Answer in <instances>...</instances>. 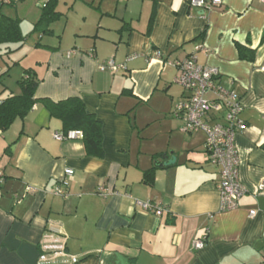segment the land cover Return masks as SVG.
<instances>
[{
    "label": "crops",
    "instance_id": "0c3cea01",
    "mask_svg": "<svg viewBox=\"0 0 264 264\" xmlns=\"http://www.w3.org/2000/svg\"><path fill=\"white\" fill-rule=\"evenodd\" d=\"M188 1L88 3L79 20L69 17L73 2L64 15L56 10L65 19L47 35L56 44L41 35L29 60L9 56L26 40L0 55V99L20 94L19 71L14 83L4 82L10 70L34 71L41 81L34 98L80 99L101 125L102 151L88 156L81 140H55L65 132L41 102L0 131V264H37L49 231L66 237L77 264H264V3L223 0L199 10ZM197 46L196 63L216 69L222 86L233 82L243 107L235 147L246 192L228 212L220 210L219 168L209 162L205 134L186 133L174 115L185 93L168 63ZM109 61L124 69L101 70ZM155 124L163 141L143 153L142 137ZM171 155L175 163L156 168L152 186L142 182L143 172ZM62 179L65 198L52 194ZM194 240L203 249L194 250Z\"/></svg>",
    "mask_w": 264,
    "mask_h": 264
},
{
    "label": "built area",
    "instance_id": "2783aa9c",
    "mask_svg": "<svg viewBox=\"0 0 264 264\" xmlns=\"http://www.w3.org/2000/svg\"><path fill=\"white\" fill-rule=\"evenodd\" d=\"M2 1L7 3V0ZM46 1L41 0L39 6L43 7ZM188 2L190 7L204 10L221 6L223 0H189ZM262 2L264 3V0ZM200 48V46L195 47L194 53L182 61L168 63L179 72L175 83L185 93L183 99L175 105L174 115L181 120L186 133L203 132L205 134L204 148L209 162L219 168L216 190L220 196V210L228 212L237 207L239 199L246 192L238 181L239 161L235 147L236 135L245 130V124L240 119L243 107L233 82L228 87L222 86L216 69L196 63L195 54ZM119 68L124 69V66H116L113 61L100 66L101 70L115 71ZM54 139L57 141L81 140L82 133L72 130L64 134H55ZM64 175L71 177L73 171L67 169ZM66 188V179H62L54 187L52 194L65 198ZM136 205L144 211L161 214V209L150 203L137 202ZM255 213L250 211L249 216L253 217ZM203 247L202 240L192 242L194 250H201ZM78 262V257L66 252V237L60 233L46 232L39 241L37 264H77Z\"/></svg>",
    "mask_w": 264,
    "mask_h": 264
},
{
    "label": "trees",
    "instance_id": "16d2710c",
    "mask_svg": "<svg viewBox=\"0 0 264 264\" xmlns=\"http://www.w3.org/2000/svg\"><path fill=\"white\" fill-rule=\"evenodd\" d=\"M57 2L58 0H47L43 7H39L40 17L33 25V32L39 33V36L51 34L49 25L60 18V14L56 11ZM12 5L11 0H7V3L0 0V52L4 55L22 47L26 40V36L21 33L20 20L3 13L4 7ZM239 53L243 56L245 50L239 47ZM40 82L34 71L24 70L17 82L20 94L7 93L3 99H0V131L4 133L15 120H23L34 105L41 102L49 115L61 122L65 133L72 130L82 133L81 141L86 155L100 158L102 156L100 123L85 111L82 101L78 98H68L56 103L47 99L36 100L34 95ZM262 149L264 150V144ZM156 168L158 163L155 162L153 167L143 172V183L152 186Z\"/></svg>",
    "mask_w": 264,
    "mask_h": 264
},
{
    "label": "rangeland",
    "instance_id": "374dc122",
    "mask_svg": "<svg viewBox=\"0 0 264 264\" xmlns=\"http://www.w3.org/2000/svg\"><path fill=\"white\" fill-rule=\"evenodd\" d=\"M106 1L107 0H59L58 2L59 4L57 5L56 10L58 12H61L64 15L66 12H68V8L72 5V3L75 2L73 6V11L69 13L70 15L69 17H71V19H74V20L75 19L79 20L81 19V16L85 14V11L87 12L91 11L89 9V6L87 7L86 4L90 3L92 4L93 8L95 7L97 8L100 2H103V4H106ZM40 2L41 0H14L13 2V4H15L14 7L12 6V7L3 8V12L5 14H8V16L12 18H18V19L20 18L19 19L20 29H21V32L26 36L25 46L21 48L20 50H18L19 51L18 53H16L15 51L9 54V56H11V60L13 59L19 60L25 57H27V60L31 59V53L34 50V47H36L38 43L40 42L39 33L33 32V24L37 22V21L34 22V20L40 13V8H39L40 7L39 4H41ZM39 17H40V14H39ZM64 22H65L64 18H59L55 20L53 23H51L48 29L49 30L54 29L55 31L57 30L61 31V28L64 26ZM42 36H44L43 41H48V42H51L52 44L54 42L56 44V42L58 41L56 37L53 38V36L52 37L47 36V35H42ZM2 55L4 54L2 53ZM1 61L2 60H0V63H2ZM8 61L9 60H7V62ZM23 62L25 64V61ZM18 71L20 72V75L18 77V80H19L22 77L21 73L23 74V71H21L19 67L18 68L15 67L12 70H10V73L4 78V82L9 83V84L14 83L17 80L15 78H17L16 74L17 73L19 74ZM15 86L17 85L15 84ZM146 133H149V134L143 135L142 137V138H146V140H144L145 142H142L141 150L143 153L148 152V150L151 151L153 149L152 148L153 146L155 148L156 146H158L157 144H161L164 138L162 132L160 131V127L158 126V124H155L154 126H152L148 131H146ZM150 139L153 140V142Z\"/></svg>",
    "mask_w": 264,
    "mask_h": 264
},
{
    "label": "water",
    "instance_id": "95a60500",
    "mask_svg": "<svg viewBox=\"0 0 264 264\" xmlns=\"http://www.w3.org/2000/svg\"><path fill=\"white\" fill-rule=\"evenodd\" d=\"M174 163H175V157L173 155H171V157L169 159H165L164 162H162L161 164H158V167L171 166Z\"/></svg>",
    "mask_w": 264,
    "mask_h": 264
}]
</instances>
